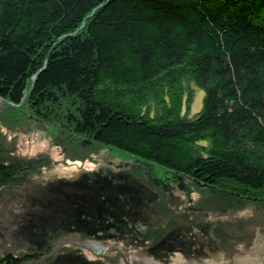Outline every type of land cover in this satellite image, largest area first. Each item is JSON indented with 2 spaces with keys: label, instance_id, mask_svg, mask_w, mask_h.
<instances>
[{
  "label": "trees",
  "instance_id": "trees-1",
  "mask_svg": "<svg viewBox=\"0 0 264 264\" xmlns=\"http://www.w3.org/2000/svg\"><path fill=\"white\" fill-rule=\"evenodd\" d=\"M0 99L74 161L109 148L137 162L41 180L54 161L0 131V264H108L58 249L73 236L203 261L227 250L223 217L252 210L237 227L264 225V0H0ZM150 165L198 206L142 182Z\"/></svg>",
  "mask_w": 264,
  "mask_h": 264
},
{
  "label": "rangeland",
  "instance_id": "rangeland-1",
  "mask_svg": "<svg viewBox=\"0 0 264 264\" xmlns=\"http://www.w3.org/2000/svg\"><path fill=\"white\" fill-rule=\"evenodd\" d=\"M203 97L204 93L199 90L192 108V115L201 110ZM12 112L7 104L0 99V131L8 137L10 144L15 145L21 156L34 157L45 154L54 161V166L43 172L39 178L41 180L73 179L82 172H94L100 169L111 170L115 173L123 169L133 172L132 167L137 165L136 159L129 154L109 148H98L87 153L85 156L86 161H74L72 158L78 154L74 153L71 158L69 155H64L55 146L53 128L30 122L22 112L15 113L14 117ZM144 168L147 171L134 170V172L149 187L151 182L147 178L171 183L175 190L174 196L179 199L177 209L185 211L198 206L201 195L191 187L190 183L185 182L186 187L181 189L179 180H174L175 176L166 172V170L154 165L144 166ZM155 191L162 198L168 196V194L163 195L157 188ZM161 203L165 205L164 199ZM254 216V211L248 210L233 215L232 218L227 219V216L222 218L223 223L224 221L229 223V226L224 228L230 241H228L227 246H224L227 250L220 251L217 256L209 260L194 261L185 260L182 256L176 255L164 264H264V225L258 220L256 226L253 222L250 223L251 225H246L245 229L249 231H244L241 226L237 227L238 222L242 223V221L251 219ZM201 217L200 219L203 221L205 218ZM213 219L212 222L220 221L216 217H213ZM167 224L170 226L172 222L169 221ZM58 246H60V248L58 247L59 250L64 246L81 249L88 258L92 260L103 259L108 264H163L147 259L141 253L126 249L122 245L112 243L101 246L92 241H84L76 236L65 238ZM56 251L58 252V250Z\"/></svg>",
  "mask_w": 264,
  "mask_h": 264
},
{
  "label": "water",
  "instance_id": "water-1",
  "mask_svg": "<svg viewBox=\"0 0 264 264\" xmlns=\"http://www.w3.org/2000/svg\"><path fill=\"white\" fill-rule=\"evenodd\" d=\"M178 180H179V183H180V188L181 189L185 188L186 186H185L184 180L182 178H180V177L178 178Z\"/></svg>",
  "mask_w": 264,
  "mask_h": 264
}]
</instances>
